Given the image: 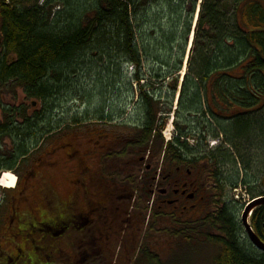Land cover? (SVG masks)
<instances>
[{"label": "trees", "instance_id": "obj_1", "mask_svg": "<svg viewBox=\"0 0 264 264\" xmlns=\"http://www.w3.org/2000/svg\"><path fill=\"white\" fill-rule=\"evenodd\" d=\"M83 1H87L84 2L85 6L72 5L76 0H44L42 5L33 0L19 1L20 3L13 0L10 6L0 1L5 49L13 57L10 63H6L0 70V83L5 85L12 82L22 88L27 98L43 102V110L48 111L40 116V120H46L43 126L53 125L52 114L49 112H52L54 107L48 106L50 98L59 95L60 89L72 82L70 78L81 72L80 67L84 65V68L93 70L92 64L102 62L105 57L109 62L113 59L117 61L120 68L125 65L133 67L131 82L139 86L138 100L144 119L142 126L137 127L134 138L125 140L119 152L108 153L104 158L110 156V159H118L128 154H148L147 151L150 150L159 153L164 151V157H182L195 153L193 144H187V138L195 136L188 133V126L196 122L199 124V130L208 127L206 115L201 111L204 105L210 107L209 103L214 113H220V117L214 113L211 115L212 138L216 137L215 134L222 133L226 143L236 152L235 142L239 139L242 141L245 137L240 136L241 134L247 135L249 129L263 133L264 0L203 1L175 124L179 134L185 136L186 145L180 144L178 139H173V143L164 144L161 128L165 117L161 116L169 113L171 105H168L169 109L161 110V85L159 89L148 87V80H144L142 73L144 61L155 69L166 70L171 67V63L153 58V54L158 53L157 48L166 53L170 50L171 53L177 44H181V49L184 50L185 35H180L178 41L181 21L176 22L173 15L166 16L168 22L163 25L168 31L166 33L164 30L160 31L161 22L152 24L141 17L140 7L148 0ZM186 1L188 0L177 1L180 4L179 9H183ZM171 23L172 29H169ZM137 24L140 25L139 28ZM143 28L153 31L152 35H144ZM150 47H153L151 52L147 49ZM181 62L182 59L178 65L174 64L173 69L178 70ZM154 79L163 80L164 76ZM150 80L153 81V78L150 77ZM172 95L173 90L168 89L167 97L170 100ZM75 124L77 125L76 121ZM53 126L55 127V124ZM38 128L36 131L27 129L22 131V134L35 136L38 140V136L44 134V131ZM194 130L192 129L193 132ZM50 131L51 129L47 130L48 133ZM259 139L264 144V136L253 138L254 144H245L258 148L260 145H256V141L259 142ZM202 140H205L204 136ZM221 158L229 164H234V159L228 153H222ZM118 180H121L120 175ZM149 184L150 177L148 183H142V179L138 182V179L134 178L128 181L131 193L137 192L138 189L143 191ZM234 186L235 184H231V187ZM233 208L228 207L218 218L212 219L226 232V239L220 243L221 251L214 263L264 264V254L253 255V258L249 251L237 243L234 236L236 224L231 216L235 213V207ZM153 217L155 218L154 214ZM260 222L264 225V213L261 214ZM142 256L147 264H160L158 256L149 250L144 251ZM100 264L109 262L101 260Z\"/></svg>", "mask_w": 264, "mask_h": 264}, {"label": "flooded vegetation", "instance_id": "obj_2", "mask_svg": "<svg viewBox=\"0 0 264 264\" xmlns=\"http://www.w3.org/2000/svg\"><path fill=\"white\" fill-rule=\"evenodd\" d=\"M19 1L28 0H16L17 3H20ZM191 1L188 0L184 3L185 6L183 5V9L186 10L184 8L186 6L188 8L186 10L188 22L181 25L182 34L186 37L184 51L188 46L192 21L196 16V0ZM173 4L170 11L168 4L166 6L168 15L178 11L183 12V9H179L178 2ZM11 60L12 55L5 49L4 20L0 9V70ZM179 81L176 77L171 98L173 101L179 88L175 110L179 106L182 90ZM146 85L155 89H159L160 86L150 81ZM209 105L210 107L204 105L201 111L206 115L208 127L205 126V130L200 127L199 130V124L196 122L188 126L190 127L188 133L195 135L193 148L196 152L182 157H165V165L166 163L168 165L160 171L161 174L151 177V184H149L151 189L149 194L153 198H158L156 205L159 207V204L165 203L171 206L174 216L179 217L185 212L190 215L189 211L194 213L191 210H199L195 217L190 215L194 220H188L186 223L178 221L173 225V240L177 241L176 247H178L174 253L181 251V245H188L196 250V253L192 254L193 257L209 245L218 246L216 255L221 251L219 245L226 239V232L212 219L218 218L228 207H234L228 203L227 193L226 195L224 193L226 187L231 186L229 180L232 177L221 173L222 164L217 156L219 150L205 152L202 149L208 146V141L213 137L211 115L214 110L211 103ZM8 107L10 106L5 107L0 95V264H63L68 261H77L79 264L90 262L100 264L101 260L109 262L112 256H114L113 264H116L119 259L116 252L121 253L124 246L127 248V259L130 264H135V261L136 264H147L143 261L146 260L145 257L142 256L143 252L148 250L145 241L141 240L140 243L137 241L138 244H135L133 237L138 234L132 231V226L127 225V223L131 225L130 215H125L123 207H115V211L110 213V216L107 213L109 207L113 208V204H116L115 206L119 204L111 202L114 196L109 195V200L107 197L93 201L81 195V190L78 189L80 177L77 172L83 167L82 163L72 159L74 154L65 153L64 150L68 148V145L64 143L61 145V142L55 143L51 139L52 130L60 127V122L55 124L53 120L55 127L52 124L45 127L43 124L46 120L39 121V119L43 113H47L46 111H32L24 114L23 110ZM214 114L220 117V113ZM222 117L225 119L224 116ZM171 122L173 124V121ZM37 128L44 131L42 132L44 134L47 130L51 129V131L47 135L40 134L38 140L35 136L22 134V131L27 129L36 131ZM192 129H195L194 132ZM174 131H176L174 138L181 141L180 144L186 145V140L183 138L185 136L180 135L175 127ZM188 138L187 142L190 141ZM252 149L253 147L249 146V149L244 148V151L251 152ZM254 149L260 150L259 146ZM151 151L153 150L149 151L148 156L151 155ZM57 152H60L62 157L54 159ZM237 152L238 158L242 161L246 159L240 148ZM240 153L243 155L241 156ZM152 158H154L153 154ZM172 159L177 161L174 162ZM74 164H76V171L71 169ZM68 174V177H71L68 180L69 190L64 187L61 179ZM11 178L14 181L12 186H9ZM226 179L228 184L224 182ZM160 180L162 189H158L159 185L156 184ZM98 194L100 193L95 192L93 197ZM116 199L119 201L118 198ZM251 201L249 199L244 202L249 205ZM130 206L132 203H125V210ZM97 210L98 213H96ZM243 211H240L238 216L239 209L235 207V213L231 214L236 224L234 225L235 239L240 247L250 252L252 257L259 256L262 253L250 242L246 225L242 221ZM262 213H264V205L252 209L248 213L246 223L250 232L264 243V225L260 222ZM84 225H89L88 232H85ZM103 225L110 226L104 229ZM123 225L125 230L122 233L116 230V226L119 228ZM115 233L121 237V240H123V234H130L131 236L126 238L132 242L126 244L124 238L123 241L118 240L115 244L106 243L105 238L112 237ZM133 250H136L134 259L130 258ZM159 261L160 264H164L160 258Z\"/></svg>", "mask_w": 264, "mask_h": 264}, {"label": "rangeland", "instance_id": "obj_3", "mask_svg": "<svg viewBox=\"0 0 264 264\" xmlns=\"http://www.w3.org/2000/svg\"><path fill=\"white\" fill-rule=\"evenodd\" d=\"M80 1L83 0H76L72 5L83 6L84 4L85 6L84 2L87 1H83V3ZM172 1L174 0H148L149 3H143L144 6L140 7L141 17L152 24H155L157 21L158 24L161 22L160 31L164 30V32L167 33L168 31L163 25L165 22H168L165 17L168 15V8L169 11L171 10ZM167 4L168 8L166 7ZM184 8L188 10L187 6ZM186 10L183 9V12L178 11L173 14V18L176 22L181 21L180 29H178V41L180 35H182V33H179L181 25L188 22ZM193 22L194 21H192L191 31ZM172 25L173 23H171L168 28L172 29ZM137 26L138 28L140 27L139 24H137ZM155 28H157V26ZM145 31L147 34H145ZM151 32L153 31L143 30L144 35H152ZM194 32H196V30H194ZM194 39L195 33L193 34L192 46L189 48V51H187L188 46L185 51L182 50L181 44H177L178 46L176 45L175 50H171V53L170 50L166 53L157 48L158 53L153 54V58L158 59L160 62L171 63L169 69L160 70L157 67V69H155L153 65H147L146 61L143 62L142 73L145 76L144 80H148L154 84L160 83L159 85H161L162 97L159 102L163 104V106H160L161 110L169 109L168 105H171L169 111V113H171L170 116H166L168 113L161 116L165 117L163 118L161 128V135L165 145H167V143H165V138H170L171 140L175 139L174 136L176 131H174V127L178 115V110L174 108L179 93H177L176 97L171 101L170 98L167 97L168 89H170V91L174 89L176 77L180 80V86L183 84L184 78L188 74V63L195 42ZM147 49L151 52L153 47ZM181 59V67L178 70H174V64L178 65ZM113 60L109 62L107 58L103 57L102 62L92 64L93 70L84 68L83 65L80 67L81 72H78L77 76L75 75L70 78L72 82L65 87H60L61 92L59 95H53L50 98L48 106L54 107L52 112H49L52 114L53 123L56 124L60 122V127H57L55 131H53L54 134H52L51 139L55 143L61 142V145H63V143L68 145V148L64 150L65 153L69 152V154H74L72 159L79 160V162L82 163L83 167L77 172L80 177L78 189L81 190V195L92 197L90 199L93 201L102 198L106 199L107 197L109 200L112 195L114 197H112L111 202L114 201L119 204L118 206L113 204V208L109 207L107 209L109 216L111 215L110 213L115 211V207H123L125 215H130L129 220L131 225L129 223H127V225L132 226V231L138 234L133 237V242L135 244H138L137 241H139V243L141 240L145 241L147 249L151 253L157 255L164 264H187L189 262H191V264H214V262L217 261L216 257L218 255H216L218 246L215 244L209 245L205 249L203 248L204 250L196 254V257L192 256L194 252L196 253V250L188 245H181V251L177 254L174 253L178 247H176L177 241L173 240V225L178 221H184L186 223L188 220H194L192 217L196 216V213L199 212L198 209L191 210L194 211V213L189 211L192 217L186 212L177 217L174 216L175 214H173V208L171 206L165 203L159 204V207L156 205L158 198H153V196L149 194L151 193L150 185H146L143 191L138 189L137 192L131 193L132 191L128 185V181L131 178L138 179V182L142 179V183H148L149 177L158 176L161 174L160 171L166 168L168 163L165 165L166 160L164 161V151L161 153L151 151V155L149 156V151H147L148 154H128L126 157L118 159H110V156L104 158L108 153L114 151L119 152L125 140L128 141V139L134 138L138 131L137 127L142 126L144 119L138 100L139 86L131 82V77L134 72L133 67L125 65L120 68L117 65V61ZM116 66H118V68H116ZM82 70L86 72L84 73ZM162 76H164L163 80L154 79ZM150 77L153 78V81L150 80ZM179 90L178 88L177 91L179 92ZM0 95L6 108L9 105L10 107L8 108L23 110L25 112L24 114H26V112L40 111L45 107L43 102L27 98L22 88L12 82L5 85L0 83ZM163 113H165V111H163ZM37 116L40 115L38 114ZM259 119L261 120L262 116ZM171 121H173V124ZM262 121H264V119H262ZM261 129L264 131V126ZM47 134L48 132L43 135ZM215 135L216 137L210 140L208 139L209 141L207 143L208 146L213 147L210 148L207 146L202 149L205 152L219 150L217 156L221 159V173L225 176L232 177L229 182L232 185L235 184L234 187H226L224 193L225 195L227 193L228 203L239 209V216L240 211H243V205L240 203H244L245 200L248 201V198L251 199L264 194V144L260 145L261 141H256V145H260L259 151L254 149L256 147H253L251 152L244 151V148L249 149V146L245 144L246 142L249 144L255 142L253 138H262L264 132L261 133V131H259L258 133L256 129H251V131L249 129L247 130V135H240L242 137L245 136L246 140L243 141L244 137L242 141L239 139L235 144L237 145V149L240 148L241 153L246 156V159L243 161L238 158L239 156L235 149L224 141L225 138L222 133ZM259 135L262 136L260 137ZM188 139L190 140L187 142L189 146L195 144L193 143L195 141L194 137H189ZM226 144L229 148H227L228 146ZM232 152L233 154L231 155ZM222 153H229L234 159V164H229L226 160L222 159ZM152 154L154 158H152ZM243 154H241V156ZM54 156V159L61 158L62 154L57 152ZM71 169L76 171V164H74ZM117 174L120 175L121 180H118L119 175ZM68 176L69 174L61 179L63 180L64 187L69 190L70 186H68V180H70L71 177ZM70 176H72V174H70ZM109 176H111V178ZM160 182L161 180L156 183L159 185L158 189L163 188ZM224 182L228 184L227 179ZM244 190H246V192H244ZM95 192L100 194L93 197ZM115 197L118 198L119 201ZM127 202L129 204L132 203V206L126 207L127 210H125V203ZM96 213H98V210ZM152 214L155 215V218H152ZM88 226L89 225H84L85 232H88ZM103 226L104 229H106L110 225ZM117 226L115 228L120 233L125 230L124 225L119 228ZM144 233L145 235H143ZM129 236L131 235L127 233L122 235L123 240L125 238L126 244L132 242L129 241V238H126ZM118 240H121V237L116 235V233L112 237L105 238L106 243L115 244ZM108 247L110 248L109 245ZM126 250L127 248L124 246L121 253L120 251L116 252V254L119 255L116 264H130L129 259H127L128 255ZM135 252L136 250H133L130 258H136L134 255ZM113 261L114 256L110 258L109 264H113ZM75 262L68 261V264H76Z\"/></svg>", "mask_w": 264, "mask_h": 264}, {"label": "water", "instance_id": "obj_4", "mask_svg": "<svg viewBox=\"0 0 264 264\" xmlns=\"http://www.w3.org/2000/svg\"><path fill=\"white\" fill-rule=\"evenodd\" d=\"M262 205H264V197H260L254 202H252L249 207L245 208V212L242 215L243 216L242 221L244 225H246V230L248 231L250 242L254 245L256 249H258L261 253L264 254V243H262L252 232H250V228L247 226L246 223V218L248 216V213H250L252 209Z\"/></svg>", "mask_w": 264, "mask_h": 264}, {"label": "bare ground", "instance_id": "obj_5", "mask_svg": "<svg viewBox=\"0 0 264 264\" xmlns=\"http://www.w3.org/2000/svg\"><path fill=\"white\" fill-rule=\"evenodd\" d=\"M13 181H14V180L11 178V180H10V182H9V186H12Z\"/></svg>", "mask_w": 264, "mask_h": 264}]
</instances>
